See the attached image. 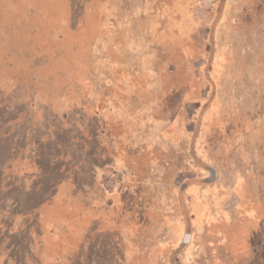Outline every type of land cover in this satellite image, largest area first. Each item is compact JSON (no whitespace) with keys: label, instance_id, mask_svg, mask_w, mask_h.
<instances>
[{"label":"rangeland","instance_id":"374dc122","mask_svg":"<svg viewBox=\"0 0 264 264\" xmlns=\"http://www.w3.org/2000/svg\"><path fill=\"white\" fill-rule=\"evenodd\" d=\"M0 166V264H264V0H0Z\"/></svg>","mask_w":264,"mask_h":264},{"label":"trees","instance_id":"16d2710c","mask_svg":"<svg viewBox=\"0 0 264 264\" xmlns=\"http://www.w3.org/2000/svg\"><path fill=\"white\" fill-rule=\"evenodd\" d=\"M249 111H251V113H253V114H255V117H257L258 119H260V117L261 116H259V113H258V109L257 108H251V109H249ZM179 126H180V124H179ZM166 130V129H165ZM165 133V132H164ZM162 137H164L165 138V136L164 135H162ZM168 139H170V141H173V142H175L176 141V135L175 134H173V136H169L168 137ZM12 148V150H14V148L13 147H11ZM248 156L250 157V155L248 154ZM9 158L7 157L6 159H4L5 160V163H7L8 161L10 162L11 160H8ZM3 160V161H4ZM38 162H39V160L38 159H36L35 161H34V163H35V165L37 164L38 165ZM8 164H12V163H8ZM24 167H26V165H23L22 166V168L21 169H23ZM45 200V199H44ZM43 215V214H42ZM27 228V227H26ZM62 233H63V229L61 230L60 228H54L53 226H48V224H45L43 227H42V231H41V236H42V241L44 240V245L43 246H47L46 244H45V242H47L48 241V243L49 242H52V240L53 241H55V242H57L58 240H59V238L60 237H62ZM59 234H61L60 236H59ZM45 240H47V241H45ZM43 243V242H42ZM220 243V242H219ZM84 245V241L82 242V244H81V246L79 247L80 248V250L82 249V247H84L83 246ZM57 246H59V245H57ZM61 246H63V245H61ZM69 247H71V246H69ZM64 248V247H63ZM45 249V248H44ZM56 249V248H55ZM58 249V248H57ZM47 252H50L49 250H47V249H45ZM66 251V250H65ZM67 251H69V250H67ZM66 251V252H67ZM66 255H68V252H67V254Z\"/></svg>","mask_w":264,"mask_h":264},{"label":"crops","instance_id":"0c3cea01","mask_svg":"<svg viewBox=\"0 0 264 264\" xmlns=\"http://www.w3.org/2000/svg\"><path fill=\"white\" fill-rule=\"evenodd\" d=\"M34 161V160H33ZM31 162H32V160H31ZM31 162H29V163H31ZM7 166V165H6ZM30 166L32 167V166H36V168L38 167V165L36 164V165H34L33 163L32 164H30ZM1 167V166H0ZM67 187V183H61L60 185H59V189H58V194L59 193H61V191L62 192H65V188ZM64 195H66L65 193H64ZM63 195V196H64ZM78 233H79V231H78Z\"/></svg>","mask_w":264,"mask_h":264},{"label":"water","instance_id":"95a60500","mask_svg":"<svg viewBox=\"0 0 264 264\" xmlns=\"http://www.w3.org/2000/svg\"><path fill=\"white\" fill-rule=\"evenodd\" d=\"M187 235V237L189 236V234H186ZM186 240H188V238H186Z\"/></svg>","mask_w":264,"mask_h":264}]
</instances>
